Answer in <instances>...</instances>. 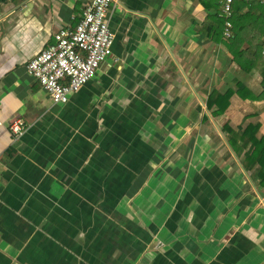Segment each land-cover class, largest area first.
<instances>
[{"label": "crops", "instance_id": "1", "mask_svg": "<svg viewBox=\"0 0 264 264\" xmlns=\"http://www.w3.org/2000/svg\"><path fill=\"white\" fill-rule=\"evenodd\" d=\"M85 2L0 5V264H264V187L221 129L264 137L263 102L234 94L259 75L206 38L198 0H114L111 56L54 104L24 66Z\"/></svg>", "mask_w": 264, "mask_h": 264}, {"label": "built area", "instance_id": "2", "mask_svg": "<svg viewBox=\"0 0 264 264\" xmlns=\"http://www.w3.org/2000/svg\"><path fill=\"white\" fill-rule=\"evenodd\" d=\"M114 0H86L74 26L59 28L51 42L26 62V74L37 82L54 104H65L68 96L77 92L95 75L98 66L111 56L112 34L107 12ZM224 18L222 37L230 36L231 4L234 0H217ZM264 12V0H252ZM261 54L264 55V49ZM12 140L25 130L20 119L6 126Z\"/></svg>", "mask_w": 264, "mask_h": 264}, {"label": "trees", "instance_id": "3", "mask_svg": "<svg viewBox=\"0 0 264 264\" xmlns=\"http://www.w3.org/2000/svg\"><path fill=\"white\" fill-rule=\"evenodd\" d=\"M22 0H0V5L9 2L16 4ZM206 13L203 28L206 38L214 44L221 45L232 56V62L240 71L248 73L254 70L260 77L261 93L254 97L245 87L236 83L234 94L241 100L262 101L264 104V46L259 44L264 36V12L252 0H234L231 14L227 19L230 23V36L222 37L224 18L220 15L217 0H198ZM233 92L226 89L223 93L212 91L207 95L206 108L214 109L212 116L221 115L228 106V99ZM225 139L234 153L241 154L240 163L256 180L258 187H264V137H256L258 124H247L243 129L231 130L222 126ZM239 142V145H238Z\"/></svg>", "mask_w": 264, "mask_h": 264}]
</instances>
